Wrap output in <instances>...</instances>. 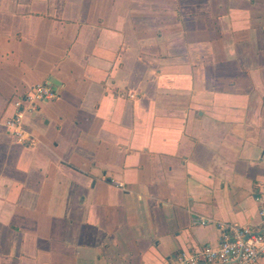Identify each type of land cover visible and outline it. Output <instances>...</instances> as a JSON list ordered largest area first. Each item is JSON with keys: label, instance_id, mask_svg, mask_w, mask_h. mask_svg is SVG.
<instances>
[{"label": "crops", "instance_id": "1", "mask_svg": "<svg viewBox=\"0 0 264 264\" xmlns=\"http://www.w3.org/2000/svg\"><path fill=\"white\" fill-rule=\"evenodd\" d=\"M263 186L264 0H0V264H167Z\"/></svg>", "mask_w": 264, "mask_h": 264}, {"label": "built area", "instance_id": "2", "mask_svg": "<svg viewBox=\"0 0 264 264\" xmlns=\"http://www.w3.org/2000/svg\"><path fill=\"white\" fill-rule=\"evenodd\" d=\"M58 91L51 84H38L28 94L14 103L15 115L5 122L9 132L20 142L25 139L24 116L35 112L43 103L53 102ZM119 187L121 184L113 182ZM259 205V215L264 220V186L254 196ZM208 220L197 218L194 224L205 225ZM220 242L217 247L204 246L191 252H182L167 264H259L264 256V230L220 224Z\"/></svg>", "mask_w": 264, "mask_h": 264}]
</instances>
